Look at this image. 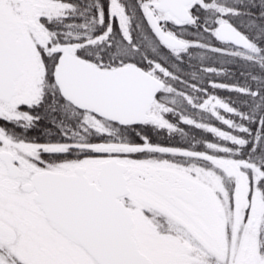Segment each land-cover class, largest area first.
<instances>
[{
	"label": "snow or ice",
	"instance_id": "6c2138e0",
	"mask_svg": "<svg viewBox=\"0 0 264 264\" xmlns=\"http://www.w3.org/2000/svg\"><path fill=\"white\" fill-rule=\"evenodd\" d=\"M0 264H264V0H0Z\"/></svg>",
	"mask_w": 264,
	"mask_h": 264
}]
</instances>
